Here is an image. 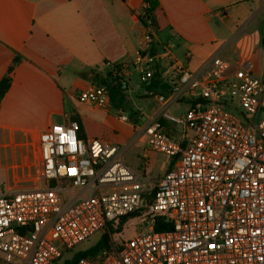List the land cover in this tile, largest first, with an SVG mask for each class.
Here are the masks:
<instances>
[{
    "label": "built area",
    "instance_id": "2783aa9c",
    "mask_svg": "<svg viewBox=\"0 0 264 264\" xmlns=\"http://www.w3.org/2000/svg\"><path fill=\"white\" fill-rule=\"evenodd\" d=\"M138 40L133 66L142 83L158 71L171 84L156 96L158 108L133 117L120 111L134 129L124 149L84 139L75 120L42 132L37 183L0 188V264H53L129 217L124 228L135 220L132 237L110 233L105 248L74 264H264V74L250 65L231 70L222 51L192 70L176 56L175 43L157 39L149 18ZM112 74L121 81L126 69L113 66ZM77 96L89 107L113 109L106 84ZM184 101L182 115L170 112ZM143 117L142 125L136 119ZM163 121L182 127L179 138ZM141 140L168 158L157 183L124 161ZM160 217L171 228L156 230Z\"/></svg>",
    "mask_w": 264,
    "mask_h": 264
},
{
    "label": "crops",
    "instance_id": "0c3cea01",
    "mask_svg": "<svg viewBox=\"0 0 264 264\" xmlns=\"http://www.w3.org/2000/svg\"><path fill=\"white\" fill-rule=\"evenodd\" d=\"M158 1L170 27L164 30L169 34L166 41L163 31L156 33L157 39L175 43L176 56L190 69L222 51L231 70L250 65L254 74L263 76L264 9L260 0ZM145 8L144 0H0V81L16 54L22 56L12 72L10 89L0 101L1 189L16 191L37 183L41 173L39 135L52 125L75 120L81 124L84 139H98L87 137L82 118L68 112L66 103L77 105L78 92L107 77L113 66L126 69L121 81L129 94L128 77L135 71L133 63L141 47L140 16ZM160 80L156 86L142 83L135 97L129 94L134 116L158 108L156 96L167 93L171 86ZM178 104L170 107L171 113L178 115ZM125 108L113 106L119 112ZM165 124L179 138L182 127ZM133 145L138 146L141 164L137 169L129 166L145 176L153 167L154 174L147 179L157 183L169 168L168 158L151 150L146 140L130 147Z\"/></svg>",
    "mask_w": 264,
    "mask_h": 264
},
{
    "label": "rangeland",
    "instance_id": "374dc122",
    "mask_svg": "<svg viewBox=\"0 0 264 264\" xmlns=\"http://www.w3.org/2000/svg\"><path fill=\"white\" fill-rule=\"evenodd\" d=\"M169 37L168 31L162 32V40L166 41ZM129 79V94L132 96H136L141 91V76L138 71L131 70V75L128 77ZM95 84H99L101 82L94 80ZM128 96V104L126 105L125 111L123 112L128 117L134 116L133 110L131 106L133 105L132 99ZM150 104L155 106L153 100H149ZM136 104V102H135ZM137 105V104H136ZM178 111L175 113L181 115V113L187 109V105L184 103H179L177 105ZM66 110L68 112L74 111L77 113L83 120L86 127V134L88 138H98L104 143H109L113 145H118L122 149L128 146L130 143V139L133 136V128L131 127L129 122H124L119 118L121 114L118 109H113L111 112H105L98 108H91L86 104L77 101V105L73 106L69 102L66 103ZM148 111V110H147ZM174 111V110H173ZM146 122V117L140 118V124H144ZM181 128V126H177ZM173 130H169L167 128V132L174 137L177 135L172 132ZM138 146L133 145L126 149V152L123 155L124 161L137 169L140 168V160L138 157ZM154 174V168L148 169L146 171V176L148 179H151V174ZM135 233V220H131L128 222L124 230L122 231V236L124 238L132 237ZM102 237L101 232L94 234L87 241L77 245L70 253H66L61 259L55 261L53 264H64L66 260L73 257V255L80 251H86L98 244Z\"/></svg>",
    "mask_w": 264,
    "mask_h": 264
},
{
    "label": "trees",
    "instance_id": "16d2710c",
    "mask_svg": "<svg viewBox=\"0 0 264 264\" xmlns=\"http://www.w3.org/2000/svg\"><path fill=\"white\" fill-rule=\"evenodd\" d=\"M144 1L146 3V8L144 10V13L140 16V21L142 22V24H146V18H149L156 33H161L165 29L169 28L170 22L160 2L158 0H144ZM21 59L22 56L19 53H17L13 60L12 65L8 69L7 74L0 81V101L10 89V86L12 84V72L15 66L21 61ZM160 74L161 73L157 71L152 81L148 84L151 85L154 84V86H156V83L158 84V82H161L159 77ZM111 75L113 74L110 73L109 75H107V77H100L98 81L108 86L110 98L113 106L116 108H124L128 104V99L125 94L127 87L124 88L126 83L124 81L123 82L120 80L114 81L113 79H110L109 76ZM163 124H164V128L167 130L168 126L165 124V121H163ZM80 135H82L81 124H80ZM129 218L120 219L116 226L113 223L109 224L108 231L102 235L100 241L96 246H94L89 250L75 253L73 257L66 260L64 264H74L80 258L91 255L105 248L108 245L110 239L109 234L114 232H122L124 225L129 220ZM161 219L162 217L156 220V224H155L156 230L162 231L171 228V226L168 223L164 224Z\"/></svg>",
    "mask_w": 264,
    "mask_h": 264
}]
</instances>
